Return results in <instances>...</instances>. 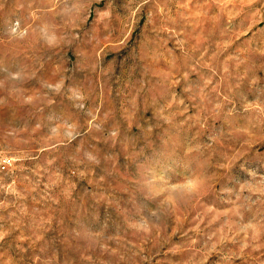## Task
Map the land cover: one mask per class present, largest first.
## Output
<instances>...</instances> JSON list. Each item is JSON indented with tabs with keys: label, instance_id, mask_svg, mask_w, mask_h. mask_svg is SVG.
<instances>
[{
	"label": "rangeland",
	"instance_id": "obj_1",
	"mask_svg": "<svg viewBox=\"0 0 264 264\" xmlns=\"http://www.w3.org/2000/svg\"><path fill=\"white\" fill-rule=\"evenodd\" d=\"M0 264H264V0H0Z\"/></svg>",
	"mask_w": 264,
	"mask_h": 264
},
{
	"label": "built area",
	"instance_id": "obj_2",
	"mask_svg": "<svg viewBox=\"0 0 264 264\" xmlns=\"http://www.w3.org/2000/svg\"><path fill=\"white\" fill-rule=\"evenodd\" d=\"M0 165L3 169H5L7 167L6 161H1Z\"/></svg>",
	"mask_w": 264,
	"mask_h": 264
}]
</instances>
